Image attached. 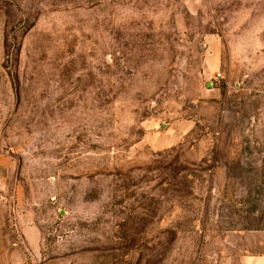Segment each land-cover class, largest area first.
<instances>
[{"label":"rangeland","instance_id":"obj_1","mask_svg":"<svg viewBox=\"0 0 264 264\" xmlns=\"http://www.w3.org/2000/svg\"><path fill=\"white\" fill-rule=\"evenodd\" d=\"M0 264H264V0H0Z\"/></svg>","mask_w":264,"mask_h":264}]
</instances>
